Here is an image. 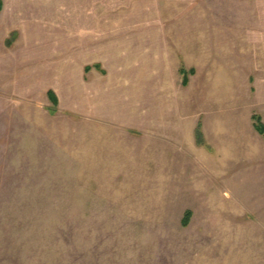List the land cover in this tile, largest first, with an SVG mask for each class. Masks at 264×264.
<instances>
[{"label":"rangeland","instance_id":"374dc122","mask_svg":"<svg viewBox=\"0 0 264 264\" xmlns=\"http://www.w3.org/2000/svg\"><path fill=\"white\" fill-rule=\"evenodd\" d=\"M254 114L264 0H0V264H264Z\"/></svg>","mask_w":264,"mask_h":264},{"label":"trees","instance_id":"16d2710c","mask_svg":"<svg viewBox=\"0 0 264 264\" xmlns=\"http://www.w3.org/2000/svg\"><path fill=\"white\" fill-rule=\"evenodd\" d=\"M95 67L98 68L99 65H95ZM86 69H87V70H90V67L87 66ZM181 71H182L183 74L185 75V81H187V80H188V74H189V72H187V70L184 69V68H182ZM193 71H194V70L192 69L191 72H193ZM185 83H186V82H185ZM48 95H49L50 100H51L53 103H55V104L58 103V98H57V95H56V93H55L54 91L50 90V91L48 92ZM253 119H254V121H255V125H254L255 129H256V130H257L262 136H264V122H263V120H262V116L259 115V114H254V115H253ZM197 134H198L197 136H198V138H199V143H202V138H203L202 136H203V134H202V132H201V125L198 126ZM191 216H192V213H191V211L188 210V211L185 213V218H184V224H185V225L188 224V222H189Z\"/></svg>","mask_w":264,"mask_h":264}]
</instances>
